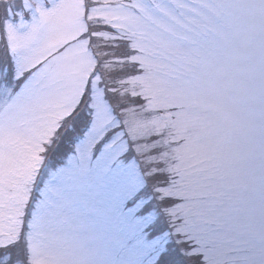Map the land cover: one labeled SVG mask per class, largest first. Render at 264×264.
Instances as JSON below:
<instances>
[{
	"label": "snow or ice",
	"instance_id": "snow-or-ice-1",
	"mask_svg": "<svg viewBox=\"0 0 264 264\" xmlns=\"http://www.w3.org/2000/svg\"><path fill=\"white\" fill-rule=\"evenodd\" d=\"M0 264H264V0H0Z\"/></svg>",
	"mask_w": 264,
	"mask_h": 264
}]
</instances>
